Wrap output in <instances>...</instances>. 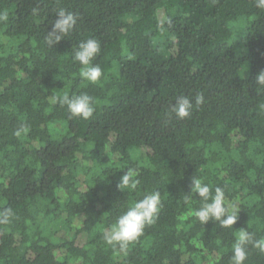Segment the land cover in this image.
Segmentation results:
<instances>
[{"label": "trees", "instance_id": "obj_1", "mask_svg": "<svg viewBox=\"0 0 264 264\" xmlns=\"http://www.w3.org/2000/svg\"><path fill=\"white\" fill-rule=\"evenodd\" d=\"M65 9L73 30L51 47ZM0 264H233L240 228L264 238V9L256 0H0ZM253 17L244 50L230 23ZM95 38L102 76L82 81L73 59ZM249 62V75L239 76ZM87 94L71 116L53 97ZM192 102L179 119L177 96ZM202 96L203 102L197 103ZM60 125V126H55ZM22 126L28 131L16 136ZM52 126V128H51ZM127 168L136 188L121 192ZM192 178L220 187L236 222L202 224ZM160 193L151 225L126 254L104 233L135 201ZM210 202V201H209ZM243 264H264L246 246Z\"/></svg>", "mask_w": 264, "mask_h": 264}, {"label": "clouds", "instance_id": "obj_2", "mask_svg": "<svg viewBox=\"0 0 264 264\" xmlns=\"http://www.w3.org/2000/svg\"><path fill=\"white\" fill-rule=\"evenodd\" d=\"M256 6L264 9V0H256ZM57 19L52 24V30L48 32L47 42L49 46L66 37L74 28L77 16L65 9H59L56 12ZM8 12L0 11V22H7ZM100 53V44L95 38H89L86 41H81L75 50L73 59L82 66L79 71V76L82 81L96 83L102 76V70L99 65L93 64V58ZM255 81L259 90L264 91V69L260 70ZM54 103H59L61 106L66 105L71 116H79L85 120L92 117L94 106L92 97L87 94L69 96L64 93L62 96L53 97ZM196 102L202 103L203 97H197ZM192 107V102L188 97L180 95L175 98V102L170 105V110L177 118L183 119L187 117ZM28 131L26 126H22L15 131L16 136H20ZM137 171L132 168L121 175L117 188L121 191H131L136 188L138 181L136 176ZM190 194H197L203 201V205L194 211L195 217L202 224L209 220H215L222 227H231L237 219L234 206H227L225 203V193L220 187L215 188V194L212 195L210 186L204 183L199 178H192L190 185ZM210 201V202H209ZM160 208V193L153 192L145 195L143 199L135 201L128 210L118 217L116 222L111 225L110 229L104 233V240L108 245H118L122 253L127 252L129 245L135 242L143 233L146 225H151L155 222ZM13 215L11 209H6L0 213V224H8ZM252 244L264 252V238L253 239V235L245 228H240L236 235L235 243L232 246V262L233 264H243L246 259V246Z\"/></svg>", "mask_w": 264, "mask_h": 264}, {"label": "rangeland", "instance_id": "obj_3", "mask_svg": "<svg viewBox=\"0 0 264 264\" xmlns=\"http://www.w3.org/2000/svg\"><path fill=\"white\" fill-rule=\"evenodd\" d=\"M253 17H239L236 21L230 23L233 32V43L236 51L242 52L245 48L243 46V37L245 29ZM250 65L249 62L244 63L239 69V76L245 78L249 75ZM60 126V125H55ZM52 128V126H51Z\"/></svg>", "mask_w": 264, "mask_h": 264}]
</instances>
